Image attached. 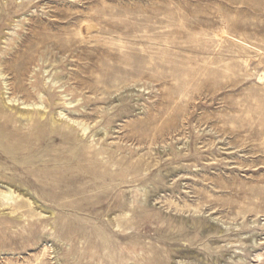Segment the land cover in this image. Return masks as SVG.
Wrapping results in <instances>:
<instances>
[{"label": "rangeland", "instance_id": "1", "mask_svg": "<svg viewBox=\"0 0 264 264\" xmlns=\"http://www.w3.org/2000/svg\"><path fill=\"white\" fill-rule=\"evenodd\" d=\"M2 72L0 264H264V0H0Z\"/></svg>", "mask_w": 264, "mask_h": 264}, {"label": "bare ground", "instance_id": "2", "mask_svg": "<svg viewBox=\"0 0 264 264\" xmlns=\"http://www.w3.org/2000/svg\"><path fill=\"white\" fill-rule=\"evenodd\" d=\"M96 28L97 26L94 23L88 24L87 25L88 35L91 34ZM0 76H3L2 79H4L5 74L2 72L0 73ZM259 80L260 82L264 83V72L260 74ZM2 102L8 108L10 106L16 107L18 113L23 118L25 117L28 118L30 115L32 116L34 113H38L43 116L42 110L46 109L44 102H38V101L31 102L28 100H21L20 98H18V96L15 95L11 96L9 84L7 83V81L4 82V88L2 92ZM66 104L67 106H72L73 102H69ZM65 113H66L65 110L59 109L55 113V117H59V119H63L64 117H66ZM69 126H71L72 128H78L83 132L84 135L87 134L90 129V125L72 119H70ZM21 196H22L21 194L17 195V191H15L11 186L7 184H4L2 188H0V198L2 199V206L15 202ZM30 203L32 204L33 202Z\"/></svg>", "mask_w": 264, "mask_h": 264}]
</instances>
